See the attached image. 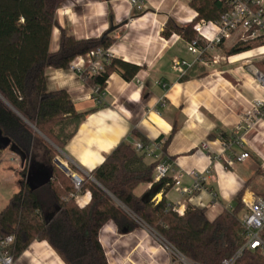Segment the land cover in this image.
I'll return each mask as SVG.
<instances>
[{"label": "crops", "instance_id": "crops-1", "mask_svg": "<svg viewBox=\"0 0 264 264\" xmlns=\"http://www.w3.org/2000/svg\"><path fill=\"white\" fill-rule=\"evenodd\" d=\"M145 4V11L136 12L128 0H66L58 9L51 53L59 49L61 30L76 40H96L111 27H119L108 35L112 43L106 52L141 70L130 82L118 72L112 73L102 91V103L95 100L94 90L98 87L86 86L76 71L47 70L48 90H65L76 112L89 113L57 159L72 174L89 178L119 144L141 143L132 137L136 131L159 157L157 162L146 157V163L172 168L166 179L174 186L151 197L153 203L165 198L180 216L191 205L205 210L213 221L235 207V196L242 190V197L264 199L255 186L264 185V139L246 127L237 130L251 104L264 101V88L252 76L251 67L232 62L228 69L218 68L223 59L222 47L229 44L212 53L219 59L216 64L211 58L206 64L187 52V41L181 36L164 37L168 20L187 27L197 18L189 0H145ZM176 60L193 66L189 79L181 81L185 73L173 71ZM259 130L264 133V127ZM235 138L243 140L244 151L250 155L244 163L236 161V155L242 152L238 148L225 151L221 146L220 139ZM193 170L207 174L204 189L188 196L182 190L191 188L193 179L180 173ZM152 188L151 184L141 185L135 194L142 197ZM90 200L91 192L87 190L76 203L83 208ZM100 242L109 264H175L155 243L150 231L140 225L130 234H120L109 222L100 232Z\"/></svg>", "mask_w": 264, "mask_h": 264}, {"label": "trees", "instance_id": "trees-1", "mask_svg": "<svg viewBox=\"0 0 264 264\" xmlns=\"http://www.w3.org/2000/svg\"><path fill=\"white\" fill-rule=\"evenodd\" d=\"M65 1L0 0V130L28 155L21 171L25 181L0 213L1 233L15 237L16 257L38 240L48 242L64 264H109L100 242L101 230L112 222L120 234H130L139 227L135 216L192 264H222L242 248L246 239L240 220L245 211L243 190L235 196V207L213 221L205 210L191 205L180 216L165 198L158 204L152 199L143 202V196L135 194L139 186H159L160 193L171 189L174 182L165 178L154 184L157 163L147 164L146 155L137 153L130 143L119 144L92 171L91 176L99 185L87 181L80 194L90 191L91 200L83 208L77 205L72 179L55 164L57 151L31 126L60 150L65 148L89 113L76 112L65 90H48L47 70L68 71L76 58L96 49L107 50L112 41L108 36L104 40H76L61 30L59 49L51 53L52 34L58 27L57 11ZM189 6L198 17L187 27L168 20L165 38L177 34L192 41L196 38L193 25L197 21L217 20L226 11L219 0H189ZM254 47L239 42L230 49H222L230 58ZM253 65L264 75V59ZM192 69L193 66L187 69L181 81L189 79ZM140 70L136 65L111 58L104 73L89 76L86 71L82 79L86 86L103 90L112 73L118 72L130 82ZM132 137L146 147L147 142L136 131ZM39 145L42 157H32L31 152ZM41 168L51 178L32 188L28 176ZM237 264H264V257L259 252L245 251Z\"/></svg>", "mask_w": 264, "mask_h": 264}, {"label": "built area", "instance_id": "built-area-1", "mask_svg": "<svg viewBox=\"0 0 264 264\" xmlns=\"http://www.w3.org/2000/svg\"><path fill=\"white\" fill-rule=\"evenodd\" d=\"M219 1L225 5V13L217 20L201 19L193 25L196 38L186 42L187 52L196 57L201 63L207 64L209 62L208 58H211V62L216 64L219 59L211 56L214 51L227 44L242 42L249 43L255 47L246 53L234 57L251 53L249 58L243 60L264 59V0ZM128 4L136 12L146 10L145 0H128ZM196 15L198 17V14ZM175 37L178 36L175 35ZM111 58L106 50L96 49L86 56L76 58L71 64V69L76 71L81 77L86 71L89 76L99 75L105 72V66ZM231 58H228L229 63H231ZM188 67H190L188 62L176 60L172 68L175 73L182 75ZM256 74L258 75L259 84L264 88V76L259 75L257 72ZM137 84H141L140 80H137ZM102 91L104 89L100 90L98 88L94 90L97 103H102L103 101L105 93ZM245 127L248 131H255L264 139V133L259 130V128L264 127L263 100H256L251 104L250 110L242 118L237 130L240 131ZM220 143L225 151H232L234 147L242 151L240 155H236L237 162L244 163L250 158L249 153L244 151L245 143L242 139H220ZM133 147L137 153L145 154L146 157L154 159L156 162L159 160L155 152L143 144L135 143ZM203 147L208 149L207 145ZM171 171L170 165L158 164L156 166L154 184H159L168 177ZM181 174L193 179L192 187L183 189V194L191 196L204 189L203 183L205 182L207 171H183ZM69 176L74 183L76 194L73 197L77 201L84 181L71 172H69ZM89 179L92 180L91 176H89ZM242 204L245 212L241 219V224L245 229L246 239L242 248L231 258L225 259L222 264H237V261L245 251L259 252L264 257V199L259 196L252 198L242 197ZM169 207L178 213L173 206L169 205ZM15 243L14 236H5L0 231V264H64L52 246L46 241L33 242L19 257H16L15 254Z\"/></svg>", "mask_w": 264, "mask_h": 264}, {"label": "rangeland", "instance_id": "rangeland-1", "mask_svg": "<svg viewBox=\"0 0 264 264\" xmlns=\"http://www.w3.org/2000/svg\"><path fill=\"white\" fill-rule=\"evenodd\" d=\"M235 44H237V43L229 44L226 46V48L230 49ZM225 53H226L225 50L222 49L221 55H222L223 59H221L217 65V66H219L218 67L219 69H225V68L228 69V66H227L229 64L228 56ZM232 58H234V56H232ZM231 60L234 61L235 59H231ZM260 60L261 59H259V58L251 59V60H239L236 65H243L244 67H251L252 76L258 82V75L256 74V72L258 74L260 72L254 67L253 64H254V62L260 61ZM261 75H263V74H261ZM41 138L44 139L43 137H41ZM46 142L48 143V141H46ZM49 145L51 147H53L52 145H54V144L52 143V145H51L49 143ZM37 148L38 149H36L35 152H31L30 155H32V157H35V158H36V156H37V158H40V157H42L40 145ZM56 148H58V147H56V146L53 147V149H55L57 151V155L60 156V152ZM22 167L23 166L21 164V161L19 160V158L16 155H14L11 152L10 149L0 151V213L9 205L12 197L20 191V183L22 181H25V178H22V176H21V171L23 169ZM80 178L83 179L84 184L87 181L93 182V180H90L88 177H80ZM255 186H256V190L258 192L264 194L263 183H256ZM74 190H75V188H74ZM75 193H76V190H75ZM133 217L136 219V221L138 222V224L140 226H143L144 228H146L150 231L151 237H153L155 243H157L158 245H161L164 248V250H166L168 257L171 258L175 264H192L187 259H185L182 255H180L174 248H172L170 245L165 243L161 238H159V236H157V234L155 232H153V230L150 229L146 224H144L142 221H140L135 216H133ZM242 218H243V214L240 215V220ZM35 241H38V240H35ZM35 241H33V242H35Z\"/></svg>", "mask_w": 264, "mask_h": 264}, {"label": "water", "instance_id": "water-1", "mask_svg": "<svg viewBox=\"0 0 264 264\" xmlns=\"http://www.w3.org/2000/svg\"><path fill=\"white\" fill-rule=\"evenodd\" d=\"M119 27H111V29L103 36V40L111 33H113L114 31H116ZM259 75H261L259 73ZM31 126V125H30ZM34 131L36 133H38L41 137H43L46 141H48V143H50L52 145V143L45 138L35 127L31 126ZM53 147H55L54 145H52ZM10 149L11 152L16 155L19 160L21 161V164L24 165L28 155L22 151L16 144L12 143L11 139L4 136L0 130V151H4ZM60 153H62V151L58 148H56ZM55 164L57 165V167H59L65 174H69L70 170L68 169V167L62 163V161H60L59 159L55 160ZM51 178V174L45 170L44 168L39 169L37 172L35 173H30L28 176V183L30 185H32V188H36V187H40L42 184L48 182ZM92 180L94 183H96L97 185H99L91 176ZM159 191V186H155L152 188V190L148 193H146L143 197H142V201L143 202H149L151 200V196L152 194L156 195Z\"/></svg>", "mask_w": 264, "mask_h": 264}, {"label": "bare ground", "instance_id": "bare-ground-1", "mask_svg": "<svg viewBox=\"0 0 264 264\" xmlns=\"http://www.w3.org/2000/svg\"><path fill=\"white\" fill-rule=\"evenodd\" d=\"M250 55H251V53H247V54L241 55L239 57L231 58V59H235L234 61L231 60V63L232 62H238L239 60L247 59L250 57Z\"/></svg>", "mask_w": 264, "mask_h": 264}]
</instances>
